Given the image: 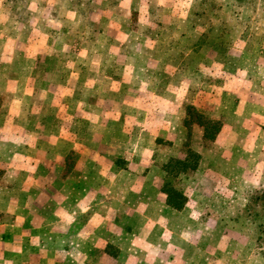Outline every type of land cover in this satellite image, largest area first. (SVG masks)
Here are the masks:
<instances>
[{
	"label": "rangeland",
	"instance_id": "obj_1",
	"mask_svg": "<svg viewBox=\"0 0 264 264\" xmlns=\"http://www.w3.org/2000/svg\"><path fill=\"white\" fill-rule=\"evenodd\" d=\"M0 7V118L9 119L0 152L10 165L0 170V187L16 196V183L29 185L36 158L25 150L39 148V128L64 134L71 121L80 138L88 126L81 120L118 112L116 125L94 122L88 131L119 136L110 145L124 153L117 165L137 169L134 176L118 172L120 193L137 181L139 198L146 184L166 182L189 201V217L185 211L183 222L168 223L184 229L170 253L175 264H264L256 224L244 213L246 198L264 186V0H0ZM133 98L138 107L130 118L120 106ZM188 103L221 123L213 141L203 139L197 123L184 126ZM17 117L40 119L43 127L26 125L18 139ZM62 146L63 140L56 149ZM190 149L204 155L196 171L164 174L165 157ZM77 159L73 151L66 168ZM18 166L23 173L13 172ZM111 179L99 170L104 193ZM157 213L146 226L152 238L144 236L142 219L122 221L143 235L135 264L174 263L164 262V215ZM106 255L95 249L87 264H107ZM118 258L115 264L132 262Z\"/></svg>",
	"mask_w": 264,
	"mask_h": 264
},
{
	"label": "crops",
	"instance_id": "obj_2",
	"mask_svg": "<svg viewBox=\"0 0 264 264\" xmlns=\"http://www.w3.org/2000/svg\"><path fill=\"white\" fill-rule=\"evenodd\" d=\"M0 9V13L3 12V7ZM110 76L108 90H111L114 83V75ZM103 81H105V77L102 81H98L97 88L101 87ZM132 93L136 94L137 90ZM188 104L196 108L194 103ZM96 106L101 111L98 101ZM143 106L145 104L142 103ZM121 107L124 110L129 109L128 117L136 116L135 113L131 112L132 109L138 107L134 98L128 103V106ZM120 112L124 113L123 111ZM118 116V112L110 111L106 113V117H98L95 121L88 117L81 120V124L85 121L84 123L88 126L86 129L81 128L80 138H74L73 130L69 128L73 125L71 121L68 122L69 127L65 128L64 134L54 130L48 135L42 133V128L38 129V134H34L39 148L25 150L28 157H33L32 160L36 158L34 164H29L35 173L29 185L20 184L18 186L16 183V187H19L16 189V196L8 194V187H0V264H87L89 255L95 249L107 252V264H115L116 261H120L118 256L120 257L121 254L128 256V259L132 261L129 264H135L140 261L137 260L138 256H135V252L140 251L143 235L139 231L137 236V229L133 230L129 228L130 226L126 228L127 224H122V221L125 223L129 219H142L146 228L147 225L151 226L148 223L153 222L152 214L157 211L159 215L156 217L164 215V231H162L164 235V262L176 263L171 255L175 250L177 253L178 243L182 244L184 229L180 228L181 225H176L177 228L173 229L168 223L169 221L179 223L185 220L186 215L184 216L185 213L183 212L188 213L190 211L187 208L189 201L184 197L180 208L168 204L167 193L163 189V185L167 184L166 182L162 186L156 185L155 188L153 184H146V188L139 198L135 184L137 181L132 183L133 185L127 192L120 193V184L115 182L118 172L121 173L123 169H126V172L132 171L131 174L134 176L137 169L131 164L117 165V161L123 157L124 153H120L118 149H111L110 145L116 142L119 136L116 134L106 135L105 133L104 136L96 132L90 134L88 131L89 124L94 122H97L98 126L110 122L116 125ZM185 116L186 110L183 117L184 126ZM105 118H108V122L104 120ZM132 119L134 120L133 123L138 122L135 118ZM15 121L18 139L20 134L28 131L26 125L43 127L40 119L17 117ZM8 122V118H0V126L4 124L0 129L2 144L6 143L8 139ZM141 123L142 121L138 124ZM33 130L35 131L34 128ZM106 137L109 139L107 142ZM46 140L52 141L55 146L46 148ZM61 140H63V146L57 150V142ZM73 151L78 153V159L74 165L66 168L65 159ZM195 152L199 155V162L192 169L194 171L201 166L204 159L201 152ZM0 156V170L8 172L10 165L6 159L2 160L3 151L0 152ZM4 156H7L6 152ZM182 156V154H173L165 157L161 164L164 174L167 175L168 172L163 169L162 165L172 158H185ZM262 163L264 164V161ZM249 168L250 166L244 173L249 172ZM261 168L264 170V165ZM100 169L106 173H112L111 182L105 186L106 193L103 190L104 185L99 182ZM23 170L24 168L21 167V170H14L13 172L23 173ZM81 172L84 175H80ZM21 182L24 183V181ZM32 189L35 191L33 195L29 192ZM26 190L29 195L23 196ZM157 196L158 199H156ZM246 203L247 198L245 205ZM156 205L160 208H156ZM189 215L190 212L187 214V218ZM146 229L149 230L150 228ZM147 230L143 231L144 236L150 235L152 238V228L149 230L150 232ZM196 233L192 232V235L194 236ZM163 235L159 234L160 237H156L161 238ZM174 247H176L175 250ZM108 250H111L113 255L108 254ZM104 262L105 260L99 261L100 264H104Z\"/></svg>",
	"mask_w": 264,
	"mask_h": 264
},
{
	"label": "trees",
	"instance_id": "obj_3",
	"mask_svg": "<svg viewBox=\"0 0 264 264\" xmlns=\"http://www.w3.org/2000/svg\"><path fill=\"white\" fill-rule=\"evenodd\" d=\"M185 126L190 127L192 124L197 123L203 128V139L213 140L220 130L221 123L219 120L207 117L202 112L198 111L193 105L186 106ZM199 162V155L193 150H188L185 158L178 159L172 158L167 163L163 164V169L173 176L178 175L186 170L194 169ZM163 189L167 193V202L175 208H180L184 201L183 194L176 188L165 184ZM261 206L263 211L260 213L257 207ZM244 213L248 219L256 224L258 237L257 242L259 248L264 254V186L253 191L247 197V203L244 207ZM263 214V215H261Z\"/></svg>",
	"mask_w": 264,
	"mask_h": 264
}]
</instances>
